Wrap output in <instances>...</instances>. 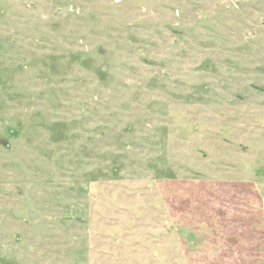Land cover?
<instances>
[{
  "label": "rangeland",
  "instance_id": "374dc122",
  "mask_svg": "<svg viewBox=\"0 0 264 264\" xmlns=\"http://www.w3.org/2000/svg\"><path fill=\"white\" fill-rule=\"evenodd\" d=\"M0 264H264V0H0Z\"/></svg>",
  "mask_w": 264,
  "mask_h": 264
}]
</instances>
